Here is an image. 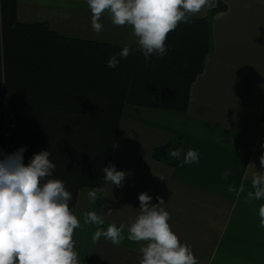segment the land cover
<instances>
[{
    "label": "crops",
    "instance_id": "obj_1",
    "mask_svg": "<svg viewBox=\"0 0 264 264\" xmlns=\"http://www.w3.org/2000/svg\"><path fill=\"white\" fill-rule=\"evenodd\" d=\"M218 9V11H215ZM17 16L25 23L47 22L64 36L93 39L138 50L131 26H116L105 13L103 31L91 27L86 0H18ZM207 18L209 50L202 71L188 87L186 98L173 108L126 105L111 164L128 173L120 187L82 189L74 213L80 264H139L146 242L123 240L114 246L97 228L126 225L138 214V194L153 203L163 198L170 225L191 246L198 264H264V228L258 209L264 200L246 201L252 178L264 154V3L261 0H218L190 19ZM163 158L156 159L157 149ZM189 148L199 151L198 163L184 164ZM179 149V158L169 155ZM224 169H230L227 180ZM227 184L244 187L239 197ZM96 190L91 202L88 192ZM112 209V214L105 212ZM96 211L104 224H85L83 214Z\"/></svg>",
    "mask_w": 264,
    "mask_h": 264
},
{
    "label": "trees",
    "instance_id": "obj_2",
    "mask_svg": "<svg viewBox=\"0 0 264 264\" xmlns=\"http://www.w3.org/2000/svg\"><path fill=\"white\" fill-rule=\"evenodd\" d=\"M17 8L18 0H0V152L26 146L27 164L50 150L51 178L65 182L74 212L82 189L106 185L102 169L112 162L126 105H182L209 50L207 18L179 23L163 58L145 63L132 50L112 69L107 61L122 47L21 22Z\"/></svg>",
    "mask_w": 264,
    "mask_h": 264
},
{
    "label": "clouds",
    "instance_id": "obj_3",
    "mask_svg": "<svg viewBox=\"0 0 264 264\" xmlns=\"http://www.w3.org/2000/svg\"><path fill=\"white\" fill-rule=\"evenodd\" d=\"M90 9L91 27L96 33L103 31L101 17L108 13L116 26H131L132 35L139 51L148 63L153 56L163 58L167 53L168 34L179 23H187L192 15L215 7L218 0H86ZM264 3V0H261ZM131 47L125 45L118 54L110 56L107 67L115 69L121 59L131 54ZM26 146L12 153L0 152V264H80L74 247V230L81 227V220L70 208L72 193L64 181L53 179L55 163L50 159V150L33 154L24 163ZM169 155L179 158V149ZM199 151L189 148L183 163H198ZM264 168V154L260 156ZM106 184L120 187L128 173L118 170L115 164L103 167ZM230 169H224L222 178L227 180ZM252 191L246 194V201L264 200V171L252 178ZM227 191L237 197L244 192L241 185L227 184ZM91 202L98 198L97 191L88 192ZM139 208L134 219H129L127 236L125 224L110 223L100 227L92 240L102 237L114 246L127 239L146 242L140 248L139 264H198L197 257L187 243L180 240L170 225V212L161 197L153 203L148 192L138 194ZM112 209L105 214L111 215ZM259 227L264 228V203L258 209ZM85 224H104V215L96 211L83 214Z\"/></svg>",
    "mask_w": 264,
    "mask_h": 264
},
{
    "label": "rangeland",
    "instance_id": "obj_4",
    "mask_svg": "<svg viewBox=\"0 0 264 264\" xmlns=\"http://www.w3.org/2000/svg\"><path fill=\"white\" fill-rule=\"evenodd\" d=\"M38 22H40V21H38Z\"/></svg>",
    "mask_w": 264,
    "mask_h": 264
}]
</instances>
